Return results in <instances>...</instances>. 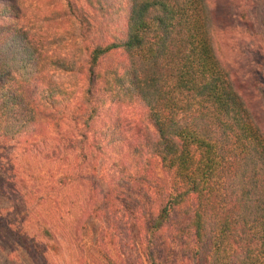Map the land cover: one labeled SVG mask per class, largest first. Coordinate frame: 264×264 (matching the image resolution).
I'll return each instance as SVG.
<instances>
[{
	"label": "trees",
	"instance_id": "trees-1",
	"mask_svg": "<svg viewBox=\"0 0 264 264\" xmlns=\"http://www.w3.org/2000/svg\"><path fill=\"white\" fill-rule=\"evenodd\" d=\"M58 1L66 6L40 15L31 0H0V145L71 97L56 74H83L87 122L105 115L96 133L111 139L119 180L103 194L108 221L134 214L156 246L149 264H167L160 239L191 264H264V125L223 57L212 0H84L89 10ZM53 22L72 24V59L44 37ZM112 52L126 60L104 67ZM126 107L153 134L127 135L136 121ZM16 224L0 208L2 228L41 262L42 237ZM101 250L103 264H129Z\"/></svg>",
	"mask_w": 264,
	"mask_h": 264
},
{
	"label": "rangeland",
	"instance_id": "rangeland-1",
	"mask_svg": "<svg viewBox=\"0 0 264 264\" xmlns=\"http://www.w3.org/2000/svg\"><path fill=\"white\" fill-rule=\"evenodd\" d=\"M76 1L89 10L84 0ZM31 3L32 8L39 6L40 15L66 6L58 0ZM212 3L223 57L264 125V98L258 91L262 85L256 79L258 73L264 75V0ZM71 29L70 22H53L42 32L51 49L67 59L78 55V48L67 42ZM124 60L122 52H112L102 64L106 67ZM55 79L73 92L71 97L57 104L49 119L32 132L0 145V208L10 221L22 223L30 235L42 237L38 241L45 258L38 262L0 225V264H103L99 249L120 263L149 264L150 250H155L156 256V246L145 240L139 220L126 213L114 227L102 201L106 190L119 181L112 180L117 169L111 139L96 133L105 128V115L87 122L83 91L88 83L83 74L58 73ZM123 114L136 121L135 128H127L126 123L123 128L133 140L137 141L146 129L153 134V128L147 127L135 109L123 108ZM153 165L155 173L164 178L156 159ZM159 248L167 264H191L182 258L180 248L171 239H160Z\"/></svg>",
	"mask_w": 264,
	"mask_h": 264
}]
</instances>
